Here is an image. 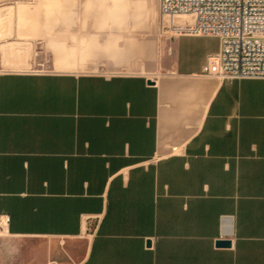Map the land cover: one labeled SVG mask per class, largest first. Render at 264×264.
Instances as JSON below:
<instances>
[{
	"label": "crops",
	"instance_id": "1",
	"mask_svg": "<svg viewBox=\"0 0 264 264\" xmlns=\"http://www.w3.org/2000/svg\"><path fill=\"white\" fill-rule=\"evenodd\" d=\"M33 3L0 0V264H264V79L202 75L159 0Z\"/></svg>",
	"mask_w": 264,
	"mask_h": 264
},
{
	"label": "built area",
	"instance_id": "2",
	"mask_svg": "<svg viewBox=\"0 0 264 264\" xmlns=\"http://www.w3.org/2000/svg\"><path fill=\"white\" fill-rule=\"evenodd\" d=\"M163 15L187 14L200 35L218 38L200 73L219 79H264V0H159ZM6 223L7 216L0 215Z\"/></svg>",
	"mask_w": 264,
	"mask_h": 264
},
{
	"label": "water",
	"instance_id": "3",
	"mask_svg": "<svg viewBox=\"0 0 264 264\" xmlns=\"http://www.w3.org/2000/svg\"><path fill=\"white\" fill-rule=\"evenodd\" d=\"M147 244H149V241H147ZM216 246H220V247H228L230 245V241L229 240H217L215 242Z\"/></svg>",
	"mask_w": 264,
	"mask_h": 264
},
{
	"label": "rangeland",
	"instance_id": "4",
	"mask_svg": "<svg viewBox=\"0 0 264 264\" xmlns=\"http://www.w3.org/2000/svg\"><path fill=\"white\" fill-rule=\"evenodd\" d=\"M34 2L33 3V5H35L39 0H9V3H14V2H16V3H20V2H22V3H26V2ZM70 7H67V10L69 9ZM73 8V7H72ZM63 9H65V6L63 7ZM69 12V11H68ZM57 23V22H56Z\"/></svg>",
	"mask_w": 264,
	"mask_h": 264
},
{
	"label": "bare ground",
	"instance_id": "5",
	"mask_svg": "<svg viewBox=\"0 0 264 264\" xmlns=\"http://www.w3.org/2000/svg\"><path fill=\"white\" fill-rule=\"evenodd\" d=\"M0 223H4L3 221H0Z\"/></svg>",
	"mask_w": 264,
	"mask_h": 264
}]
</instances>
